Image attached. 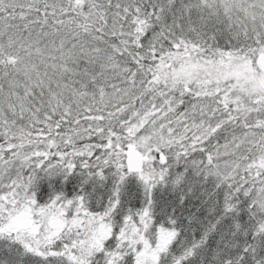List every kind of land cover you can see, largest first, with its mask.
<instances>
[{"label":"snow or ice","instance_id":"snow-or-ice-1","mask_svg":"<svg viewBox=\"0 0 264 264\" xmlns=\"http://www.w3.org/2000/svg\"><path fill=\"white\" fill-rule=\"evenodd\" d=\"M0 264H264V0H0Z\"/></svg>","mask_w":264,"mask_h":264}]
</instances>
